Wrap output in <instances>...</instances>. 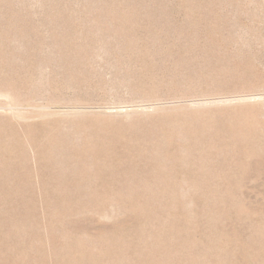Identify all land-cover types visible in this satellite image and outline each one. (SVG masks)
Instances as JSON below:
<instances>
[{"label": "rangeland", "instance_id": "obj_1", "mask_svg": "<svg viewBox=\"0 0 264 264\" xmlns=\"http://www.w3.org/2000/svg\"><path fill=\"white\" fill-rule=\"evenodd\" d=\"M0 264H264V0H0Z\"/></svg>", "mask_w": 264, "mask_h": 264}]
</instances>
